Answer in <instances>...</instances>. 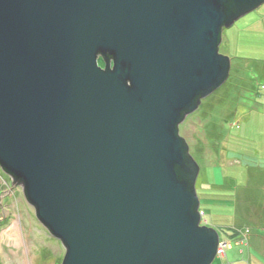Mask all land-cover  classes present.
I'll list each match as a JSON object with an SVG mask.
<instances>
[{
    "label": "water",
    "instance_id": "obj_1",
    "mask_svg": "<svg viewBox=\"0 0 264 264\" xmlns=\"http://www.w3.org/2000/svg\"><path fill=\"white\" fill-rule=\"evenodd\" d=\"M263 3L0 0V168L62 264L212 263L178 126L228 78L222 28Z\"/></svg>",
    "mask_w": 264,
    "mask_h": 264
},
{
    "label": "rangeland",
    "instance_id": "obj_2",
    "mask_svg": "<svg viewBox=\"0 0 264 264\" xmlns=\"http://www.w3.org/2000/svg\"><path fill=\"white\" fill-rule=\"evenodd\" d=\"M218 52L230 59L228 78L185 116L178 135L199 169L195 191L203 219L215 225L219 243H231L211 264H264V3L222 28ZM211 183L223 184L215 202ZM64 255L21 182L0 168V264H62Z\"/></svg>",
    "mask_w": 264,
    "mask_h": 264
},
{
    "label": "crops",
    "instance_id": "obj_3",
    "mask_svg": "<svg viewBox=\"0 0 264 264\" xmlns=\"http://www.w3.org/2000/svg\"><path fill=\"white\" fill-rule=\"evenodd\" d=\"M260 72H261V70H260ZM218 132V131H217ZM216 132V133H217ZM217 137H220L219 136V134H217V135H214L213 136V138L212 139H217ZM218 150L220 149V147L219 148H217ZM218 150H212L211 152H214L213 154H215L216 156L217 155H219V153L221 152V151H218ZM219 152V153H218ZM203 153V154H202ZM206 152L205 151H203V152H201L200 154H201V157H203L204 156V154H205ZM199 173V172H198ZM197 177H198V175H197ZM197 180V179H196ZM222 186H223V184L221 185V184H215V183H211L210 185H208V189L207 190H209L210 191V196H211V200H214V202L215 201H217V199H219L220 198V195H218V193L221 191V189H222ZM205 195V194H204ZM206 196V195H205ZM206 200H210L209 199V197L208 198H206ZM236 206H237V204H236ZM236 210V212L238 211L237 209H235ZM203 212H204V217H205V215H206V213H205V211L203 210ZM249 212H250V210L248 209V210H246V211H244V215H243V217H245V215L246 216H250V214H249ZM206 222H207V220H205ZM208 225V224H207ZM209 226V225H208ZM212 228H214V224H212V225H210ZM235 226V225H234ZM241 232H243V231H240V233ZM247 232H248V230H247ZM237 234H239V231H237V230H235V228L233 229V231L230 233V236L231 237H236L237 236ZM243 236H244V238L247 240L248 238H246V234L244 235L243 234ZM241 241V240H240ZM236 243L235 244H238V242L239 241H235ZM229 244V247H231V243H228ZM228 250V249H227ZM226 250V251H227ZM226 257V256H225Z\"/></svg>",
    "mask_w": 264,
    "mask_h": 264
},
{
    "label": "built area",
    "instance_id": "obj_4",
    "mask_svg": "<svg viewBox=\"0 0 264 264\" xmlns=\"http://www.w3.org/2000/svg\"><path fill=\"white\" fill-rule=\"evenodd\" d=\"M199 213H200V216H201V217L204 215V214H203V211H201V210L199 211ZM227 246H228V243H226V242L219 243V244H218L219 251L217 252V254H218V255L222 254L223 249H224V248H227Z\"/></svg>",
    "mask_w": 264,
    "mask_h": 264
},
{
    "label": "flooded vegetation",
    "instance_id": "obj_5",
    "mask_svg": "<svg viewBox=\"0 0 264 264\" xmlns=\"http://www.w3.org/2000/svg\"><path fill=\"white\" fill-rule=\"evenodd\" d=\"M98 60H102V65H100V66H101L102 68H104V56L100 54V55L98 56ZM98 62H99V61H98ZM99 64H100V63H99ZM109 64H110L111 67H112V58H111V56H109ZM199 106H200V104H199ZM199 106H198V108H199ZM198 108H197V109H198ZM197 109H196V110H197ZM196 110H195V111H196Z\"/></svg>",
    "mask_w": 264,
    "mask_h": 264
},
{
    "label": "bare ground",
    "instance_id": "obj_6",
    "mask_svg": "<svg viewBox=\"0 0 264 264\" xmlns=\"http://www.w3.org/2000/svg\"><path fill=\"white\" fill-rule=\"evenodd\" d=\"M203 211L202 209H200V208H198V212L199 211ZM203 214H204V212H203ZM199 215H200V213H199ZM203 217H204V215L201 217L200 216V224H199V226H203V225H206L207 227H209L208 225H207V223H206V221L203 219ZM203 221H204V223H203ZM219 251V248L217 247V250H216V254H217V252ZM216 256V255H215ZM221 257H223V255L221 256Z\"/></svg>",
    "mask_w": 264,
    "mask_h": 264
},
{
    "label": "trees",
    "instance_id": "obj_7",
    "mask_svg": "<svg viewBox=\"0 0 264 264\" xmlns=\"http://www.w3.org/2000/svg\"><path fill=\"white\" fill-rule=\"evenodd\" d=\"M187 155H189L188 152H187Z\"/></svg>",
    "mask_w": 264,
    "mask_h": 264
}]
</instances>
